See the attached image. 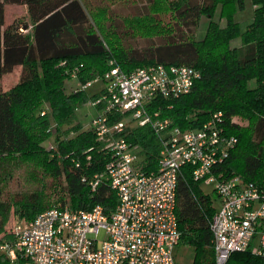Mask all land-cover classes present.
<instances>
[{"label": "trees", "instance_id": "trees-1", "mask_svg": "<svg viewBox=\"0 0 264 264\" xmlns=\"http://www.w3.org/2000/svg\"><path fill=\"white\" fill-rule=\"evenodd\" d=\"M154 2L124 0L107 8L101 0H0V79L22 68L18 82L0 87V244L14 240L13 232L5 230L11 213L30 221L54 206L91 210L100 205L106 215L115 208L117 197L105 173L110 154L76 116L77 108L97 93L79 88L66 93L63 86L71 70L85 82L102 75L111 60L125 72L154 63L195 68L199 77L188 92L156 99L150 108L182 128L197 127L221 111L228 132L237 138L221 165L225 177L238 175L264 188V0H250L253 17L243 31L233 14L244 9L245 0H171V30L141 37L126 26V19L150 21ZM6 5H24L29 22L6 25ZM227 5L233 11L225 15ZM217 7L225 17L222 26L212 19ZM88 9L107 11L116 45L93 29ZM202 15L209 17L208 26L196 40ZM235 40L240 44L232 45ZM121 118L114 116L115 121ZM53 137L55 144L48 142ZM127 138L140 145L146 168L154 169L158 142L152 130L135 128ZM27 158L41 166L44 179L53 181L50 197L39 192L18 199L4 195V167ZM189 173L183 167L176 186L179 244L192 247L193 264H214L213 197ZM0 264H11L5 253L0 252ZM225 264H264V258L234 251Z\"/></svg>", "mask_w": 264, "mask_h": 264}, {"label": "built area", "instance_id": "built-area-1", "mask_svg": "<svg viewBox=\"0 0 264 264\" xmlns=\"http://www.w3.org/2000/svg\"><path fill=\"white\" fill-rule=\"evenodd\" d=\"M109 65L77 88L86 91L102 82L91 99L96 114L87 126L110 154L105 173L117 197L115 208L106 215L100 205L91 210L54 206L30 221L15 220L14 240L1 243L0 252L11 264H175L176 186L188 167L191 179L210 186L219 201L209 222L214 264H225L234 251L264 258V188L238 175L225 177L221 165L237 138L228 132L223 113L182 128L150 108L156 99L188 92L199 72L184 64L154 63L129 72L113 60ZM117 114L122 118L115 121ZM144 126L158 142L154 169L146 168L140 145L127 138ZM101 230L105 239L99 243Z\"/></svg>", "mask_w": 264, "mask_h": 264}, {"label": "rangeland", "instance_id": "rangeland-1", "mask_svg": "<svg viewBox=\"0 0 264 264\" xmlns=\"http://www.w3.org/2000/svg\"><path fill=\"white\" fill-rule=\"evenodd\" d=\"M105 1V7L109 8L114 6L119 2L124 0H101ZM171 0H155L153 5L149 7L151 13V20L146 21L141 19L138 23H135L131 18L126 19V26L134 30V32L141 37L162 34L169 32L172 28L173 12L169 7V2ZM105 9V8H103ZM106 10V9H105ZM233 11L231 5H227L224 9L223 14H230ZM220 9L217 7L215 13L212 16V19L217 21L220 26L224 25L225 17L219 15ZM90 25L93 26V29L101 33L104 37V40H108L112 45L117 44V39L112 33L113 26L110 25L111 19L108 17V13L102 10H93L88 9ZM253 17V6L250 0H245V7L243 10H237L233 14V19L238 22L240 31L245 29V26L252 21ZM5 24L13 22L14 20H19L21 22H29L26 7L24 5H6L5 6ZM209 17L202 15L198 21V26L195 28L193 39L200 40L206 34V28L208 26ZM239 41L235 40L232 42V45H239ZM85 63V62H84ZM61 65V64H60ZM22 72L21 67H15L11 73L5 74L0 79V87L2 89H9L16 82H18ZM70 72V71H69ZM76 70H71L70 75ZM70 78L64 79V92L69 93L70 91L76 89L80 83L77 77L69 76ZM102 86V82L93 83L85 90L88 94L95 93L99 87ZM47 110V109H42ZM96 114V108L92 105L91 99L81 104L76 110V116L83 123V126L87 128V123L90 118ZM243 125H248V122L240 120ZM53 123V122H52ZM127 127L134 126L130 120H125ZM34 126V124H33ZM32 126V128H33ZM54 127V126H52ZM31 128V126H30ZM36 128V127H34ZM54 137L49 139V143H54ZM47 142V141H46ZM44 147H45V143ZM31 158L17 160L9 162L3 169L2 175L4 178V195L8 198L26 197L31 192H39L46 197H50L54 187H51L53 181L47 178L44 179V172L41 166H39L35 161L29 160ZM204 193L209 194L213 197L215 207H219L218 198L215 196L212 188L207 185H202ZM17 215L10 214L8 222L5 225V230L7 233L12 231L13 224L15 220H18ZM99 243L105 239V233L103 230L100 231L97 237ZM174 260L175 264H193L194 260V251L189 245L183 243L178 244L174 249Z\"/></svg>", "mask_w": 264, "mask_h": 264}]
</instances>
